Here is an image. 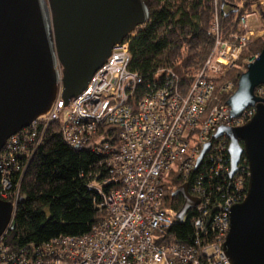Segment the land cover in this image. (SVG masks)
Returning <instances> with one entry per match:
<instances>
[{"label": "built area", "instance_id": "1", "mask_svg": "<svg viewBox=\"0 0 264 264\" xmlns=\"http://www.w3.org/2000/svg\"><path fill=\"white\" fill-rule=\"evenodd\" d=\"M247 15L238 18L240 34L229 39L220 36L214 15L212 49L185 91L167 71L163 82L146 85L136 97L141 78L129 69L132 33L66 105L58 85L49 109L8 138L0 151V199L12 205L0 235V264H229L223 243L230 208L241 202L244 169L238 164L229 178L226 137L213 135L219 126L243 125L254 112L247 108L234 118L221 99L231 88L223 79L254 38ZM254 15L262 20L260 13ZM57 69L61 74L59 65ZM255 95L264 100V86H258ZM50 124L70 147L104 157L100 163L106 176L99 182L97 176L87 186L97 191L94 207L105 215L83 236L12 248L3 237L13 223L23 173ZM110 127L115 130H105ZM245 177L248 180V171ZM174 178L187 184L188 194L198 200L188 211L193 227L188 244L170 242L178 210L166 199L165 189Z\"/></svg>", "mask_w": 264, "mask_h": 264}, {"label": "water", "instance_id": "2", "mask_svg": "<svg viewBox=\"0 0 264 264\" xmlns=\"http://www.w3.org/2000/svg\"><path fill=\"white\" fill-rule=\"evenodd\" d=\"M148 17L142 0H0V151L49 109L59 84L65 105L83 92L112 49ZM258 86H264V49L226 100L232 117L247 108L254 110L252 116L238 127L219 126L213 135L228 140L229 178L242 156L247 162L245 196L230 208L223 243L229 264H264V100L255 95ZM177 194L183 202L176 219L182 222L198 200L188 194L187 184L178 186ZM11 212L12 205L0 199V235Z\"/></svg>", "mask_w": 264, "mask_h": 264}, {"label": "trees", "instance_id": "3", "mask_svg": "<svg viewBox=\"0 0 264 264\" xmlns=\"http://www.w3.org/2000/svg\"><path fill=\"white\" fill-rule=\"evenodd\" d=\"M142 1L148 8V20L138 25L128 38L129 69L141 78L136 97L146 85L163 82L167 71L177 78L182 90L188 89L212 49L214 15L220 36L229 39L230 35L240 34L238 18L248 14L249 6L258 0H217L216 6L214 0ZM258 5L264 22V4ZM262 49L264 35L241 49L233 69L223 79L231 83L230 90L221 94L223 104L235 91L248 60L259 55ZM224 143L227 147L226 138ZM103 158L90 150L70 147L55 125L50 124L23 173L13 226L5 233L4 242L12 248H20L40 245L58 236L88 234L105 215L103 209L94 207V200L99 199L97 191L87 186L97 176L98 182L106 176L107 171L100 163ZM246 166L242 156L239 162V167L244 169L241 201L248 182ZM170 181L165 197L179 210L183 200L173 192L182 182L177 178ZM102 188L107 189L106 186ZM190 217L188 213L185 220L170 229L171 243H190L193 236Z\"/></svg>", "mask_w": 264, "mask_h": 264}, {"label": "rangeland", "instance_id": "4", "mask_svg": "<svg viewBox=\"0 0 264 264\" xmlns=\"http://www.w3.org/2000/svg\"><path fill=\"white\" fill-rule=\"evenodd\" d=\"M262 2V3H261ZM258 4H264L263 3V0H258L257 2H255V4H252L249 6V10H248V15L246 16V18L248 19V26L249 28L253 31V39L252 41H249V42H254L256 41L258 38H260L261 36L264 35V22L261 20V21H257L256 19V15H254L255 12H259V8H258ZM248 42V43H249ZM258 56V55H257ZM257 56H253L252 58H250L248 60V63L249 62H252ZM233 69V68H232ZM231 69V70H232ZM245 70V69H244ZM231 72V71H230ZM229 72V73H230Z\"/></svg>", "mask_w": 264, "mask_h": 264}, {"label": "flooded vegetation", "instance_id": "5", "mask_svg": "<svg viewBox=\"0 0 264 264\" xmlns=\"http://www.w3.org/2000/svg\"><path fill=\"white\" fill-rule=\"evenodd\" d=\"M178 195V194H177ZM180 195V194H179Z\"/></svg>", "mask_w": 264, "mask_h": 264}]
</instances>
